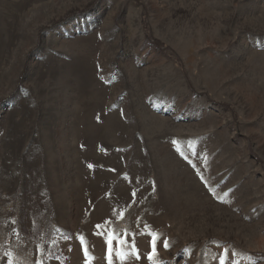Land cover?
Listing matches in <instances>:
<instances>
[{
	"label": "rangeland",
	"instance_id": "374dc122",
	"mask_svg": "<svg viewBox=\"0 0 264 264\" xmlns=\"http://www.w3.org/2000/svg\"><path fill=\"white\" fill-rule=\"evenodd\" d=\"M110 238L264 264V0H0V264Z\"/></svg>",
	"mask_w": 264,
	"mask_h": 264
},
{
	"label": "snow or ice",
	"instance_id": "6c2138e0",
	"mask_svg": "<svg viewBox=\"0 0 264 264\" xmlns=\"http://www.w3.org/2000/svg\"><path fill=\"white\" fill-rule=\"evenodd\" d=\"M89 167H91V165ZM108 244H109V250H108L109 264H112V254H113V247H114V245H113V238H110L109 239ZM152 245H153V252L152 253H149V255H148V259L149 260H151L153 258V255L155 254V251H156V249H155V245H156V239H155V237H153V239H152ZM164 247L165 248L168 247L167 243H164ZM134 248H135V244L133 243V244L130 245V249L129 250L131 251V249H134ZM85 254L87 255V248H85ZM139 256H140V254H139V252L137 250L135 252V258L136 259H139ZM9 264H12V262L9 261Z\"/></svg>",
	"mask_w": 264,
	"mask_h": 264
}]
</instances>
